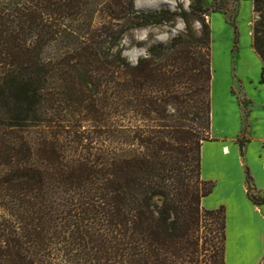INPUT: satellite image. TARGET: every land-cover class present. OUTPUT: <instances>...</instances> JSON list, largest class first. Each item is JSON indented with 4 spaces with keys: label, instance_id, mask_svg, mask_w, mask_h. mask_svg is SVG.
<instances>
[{
    "label": "trees",
    "instance_id": "trees-1",
    "mask_svg": "<svg viewBox=\"0 0 264 264\" xmlns=\"http://www.w3.org/2000/svg\"><path fill=\"white\" fill-rule=\"evenodd\" d=\"M189 1L176 13L135 0H0V264H225V208L201 205L215 186L201 178V147L206 18L228 1ZM253 10L264 84V0ZM176 18L185 34L135 64L122 56L131 30Z\"/></svg>",
    "mask_w": 264,
    "mask_h": 264
},
{
    "label": "rangeland",
    "instance_id": "rangeland-1",
    "mask_svg": "<svg viewBox=\"0 0 264 264\" xmlns=\"http://www.w3.org/2000/svg\"><path fill=\"white\" fill-rule=\"evenodd\" d=\"M214 1L203 0V4L210 8ZM227 1L226 8L220 12H211L206 22L211 33L210 137L217 140L216 137L227 136L232 146L231 140L236 142L240 140L247 128L251 130L248 129L247 136L255 134L264 137V84L259 83L262 62L252 47L253 26L258 19L253 10V0ZM135 6L143 12L166 9L179 13L180 10L186 12L190 10V1L135 0ZM193 29L198 35L200 25L194 23ZM183 34L185 26L179 18L171 23L134 29L123 37L120 44L121 54L130 64H135L139 58L146 56V49L150 45L166 43L173 37ZM250 111L252 112L247 122ZM224 153H227L226 148ZM228 167L231 169L230 177L237 182L241 177L239 161L232 159ZM217 170L219 168L215 163L205 157L206 176L216 177ZM241 191L242 186L237 185L235 192ZM248 195L254 199L264 200V196L252 186ZM215 197L216 201L232 203L225 188H220ZM260 264H264V258Z\"/></svg>",
    "mask_w": 264,
    "mask_h": 264
},
{
    "label": "crops",
    "instance_id": "crops-1",
    "mask_svg": "<svg viewBox=\"0 0 264 264\" xmlns=\"http://www.w3.org/2000/svg\"><path fill=\"white\" fill-rule=\"evenodd\" d=\"M248 129L244 133L246 141L243 146H240L236 140H231L233 142L231 146L227 136H221L216 137L217 140L204 142L201 147V178L215 184L212 193L202 199L201 205L207 210L217 209L220 206L225 208V264H260L264 258V204H254L251 201L247 184L248 174L250 186L264 196V137L255 134L247 136ZM224 148L227 149L226 154ZM205 157L219 168L216 177L206 176ZM232 159L240 163L241 177L237 182L229 175L231 169L228 163ZM237 185L242 186V191L239 193L235 192ZM220 188L227 190L232 203L216 201L215 195Z\"/></svg>",
    "mask_w": 264,
    "mask_h": 264
}]
</instances>
